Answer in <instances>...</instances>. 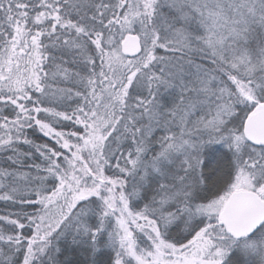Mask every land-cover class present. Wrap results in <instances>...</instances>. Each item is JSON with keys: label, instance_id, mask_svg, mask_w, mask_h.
<instances>
[{"label": "snow or ice", "instance_id": "1", "mask_svg": "<svg viewBox=\"0 0 264 264\" xmlns=\"http://www.w3.org/2000/svg\"><path fill=\"white\" fill-rule=\"evenodd\" d=\"M0 264H264V0H0Z\"/></svg>", "mask_w": 264, "mask_h": 264}]
</instances>
